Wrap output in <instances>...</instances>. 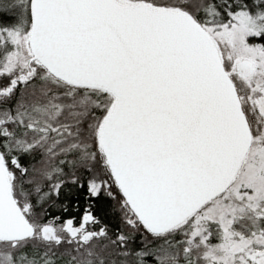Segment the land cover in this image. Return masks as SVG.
<instances>
[{
	"label": "snow or ice",
	"instance_id": "obj_1",
	"mask_svg": "<svg viewBox=\"0 0 264 264\" xmlns=\"http://www.w3.org/2000/svg\"><path fill=\"white\" fill-rule=\"evenodd\" d=\"M0 264H264V0H0Z\"/></svg>",
	"mask_w": 264,
	"mask_h": 264
}]
</instances>
